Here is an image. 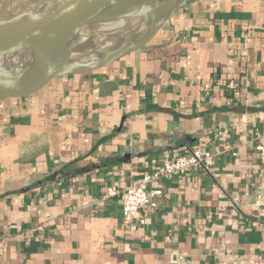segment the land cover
<instances>
[{
	"label": "crops",
	"instance_id": "crops-1",
	"mask_svg": "<svg viewBox=\"0 0 264 264\" xmlns=\"http://www.w3.org/2000/svg\"><path fill=\"white\" fill-rule=\"evenodd\" d=\"M262 142L264 0L178 6L138 49L0 100V264H264ZM184 147L218 154L148 185L124 229L106 188Z\"/></svg>",
	"mask_w": 264,
	"mask_h": 264
},
{
	"label": "water",
	"instance_id": "water-1",
	"mask_svg": "<svg viewBox=\"0 0 264 264\" xmlns=\"http://www.w3.org/2000/svg\"><path fill=\"white\" fill-rule=\"evenodd\" d=\"M149 0H65L44 14L21 12L7 16L9 0L0 6V61L12 53L30 50V59L18 74L0 81V100L23 97L45 86L51 79L99 68L146 43L158 30L165 16L141 40L105 56H94L97 50L75 54L66 60H57L54 53L66 47L67 54L79 43H72L82 26L96 28L94 13L107 7L134 6ZM195 0H175L174 9ZM172 13V12H171ZM92 34V33H91ZM91 34H87V39ZM83 39V41L85 40ZM72 53V52H71ZM86 65L80 71L75 66Z\"/></svg>",
	"mask_w": 264,
	"mask_h": 264
},
{
	"label": "bare ground",
	"instance_id": "bare-ground-1",
	"mask_svg": "<svg viewBox=\"0 0 264 264\" xmlns=\"http://www.w3.org/2000/svg\"><path fill=\"white\" fill-rule=\"evenodd\" d=\"M17 1L9 0L8 7ZM174 2L175 0H149L134 6L107 7L98 10L92 20L96 23V28L82 26L72 43L82 42L87 34L100 33V42L94 56H105L119 51L144 38L159 21L172 12ZM124 17H128L130 21L124 23ZM143 22L149 24V27L146 28ZM134 23L140 24L134 26ZM67 51L66 47L61 48L54 53V56L57 60L64 61L68 55V57L74 55L71 52L67 54ZM29 59V49L3 57L0 61V81L18 74L21 66ZM85 68L86 65H78L73 70L80 71Z\"/></svg>",
	"mask_w": 264,
	"mask_h": 264
},
{
	"label": "built area",
	"instance_id": "built-area-1",
	"mask_svg": "<svg viewBox=\"0 0 264 264\" xmlns=\"http://www.w3.org/2000/svg\"><path fill=\"white\" fill-rule=\"evenodd\" d=\"M256 148L259 160L264 164V142L259 143ZM217 154L208 149L184 147L171 159L163 161L154 171L144 172L139 182L130 183L120 188L107 187L105 194L117 196L120 201L124 229L135 232L145 223L146 211L149 208L157 207L162 190L159 188L148 189V185L161 179L185 175L197 168L208 170L213 165ZM256 197L261 199L262 195L257 194Z\"/></svg>",
	"mask_w": 264,
	"mask_h": 264
},
{
	"label": "rangeland",
	"instance_id": "rangeland-1",
	"mask_svg": "<svg viewBox=\"0 0 264 264\" xmlns=\"http://www.w3.org/2000/svg\"><path fill=\"white\" fill-rule=\"evenodd\" d=\"M1 1L2 0H0V3ZM63 1L65 0H18L16 3L10 6V8L8 7L9 9L6 12V15L12 16L21 12H29L30 14H44L51 11L56 5L60 4ZM123 20L124 23L130 21L128 17H124ZM138 24L140 23H134V26H138ZM144 24L146 28L149 27V24ZM100 38V33H92L87 39L77 44L71 50V52L75 55L95 50L98 47Z\"/></svg>",
	"mask_w": 264,
	"mask_h": 264
}]
</instances>
